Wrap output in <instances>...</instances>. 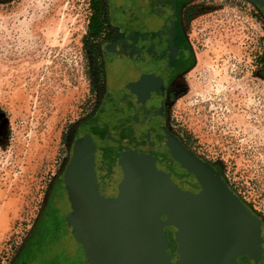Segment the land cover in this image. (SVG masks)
Segmentation results:
<instances>
[{
	"label": "rangeland",
	"instance_id": "1",
	"mask_svg": "<svg viewBox=\"0 0 264 264\" xmlns=\"http://www.w3.org/2000/svg\"><path fill=\"white\" fill-rule=\"evenodd\" d=\"M90 1L0 0V264L13 263L46 217V232L23 264H88L94 245L117 239L107 222L104 229L94 222L88 250L69 218L73 193L55 188L93 140L83 123L96 121L104 104L107 58L104 39L89 37ZM255 4L205 0L192 7L196 64L173 84L167 120L264 219V26ZM119 152H107L114 182L122 171L124 181L140 174L138 187L152 179L150 162L129 171L123 162L136 161L134 152Z\"/></svg>",
	"mask_w": 264,
	"mask_h": 264
},
{
	"label": "flooded vegetation",
	"instance_id": "2",
	"mask_svg": "<svg viewBox=\"0 0 264 264\" xmlns=\"http://www.w3.org/2000/svg\"><path fill=\"white\" fill-rule=\"evenodd\" d=\"M205 0H91V16L88 20L89 34L93 39L103 38L100 51L107 58L104 69L107 79L104 104L98 110L95 120L83 123L85 132L93 135L97 152L94 151L95 184L97 195L92 196L94 184L81 175L84 183L76 176L71 183L77 193H89L82 200L84 207L73 209L92 210L101 219L123 213V206L117 213L111 210L109 198H125L124 179L113 181V173L108 169L110 149L132 151L137 164L151 163L155 182L165 173H170L174 183L184 191L201 193L206 183L215 178L227 183L216 166L208 164L197 152L192 151L179 134L174 135L167 120V104L173 98V84L182 74H187L196 64V55L189 38L188 24L192 7ZM256 12L264 26V0H254ZM191 9V10H190ZM260 75L264 78V48L260 56ZM186 90V89H183ZM112 122L114 125L111 126ZM82 125V126H83ZM83 128V130H84ZM94 149V150H95ZM119 152V156L120 153ZM106 154V155H105ZM118 156V158H119ZM119 166L118 159L114 164ZM113 167V166H112ZM122 170V169H121ZM139 175L130 182L135 187ZM244 205V210L233 217V223H224V231L217 242L240 247L231 254L238 264H264V219L247 202L244 196L227 183ZM69 191L67 181L57 180L55 188ZM215 197L220 192H210ZM76 203V201H72ZM81 203V202H77ZM208 203L227 205L225 199ZM74 211V212H75ZM246 211L260 219V224H250ZM110 212L109 215L104 214ZM104 215V216H103ZM105 217V218H104ZM116 218V217H115ZM165 234L152 243L139 241L135 237L106 240L102 245H91L96 251L88 264H157V256L164 253L169 261L177 263V253L185 235L183 223L171 207L164 216ZM91 220V218H88ZM97 221V220H96ZM99 223H103L99 221ZM40 225V224H39ZM231 226V228H230ZM118 233V232H116ZM31 234H29V237ZM260 240L261 251L256 255L247 250L255 240ZM90 250V249H89ZM256 252V251H255ZM92 258V257H91Z\"/></svg>",
	"mask_w": 264,
	"mask_h": 264
},
{
	"label": "water",
	"instance_id": "3",
	"mask_svg": "<svg viewBox=\"0 0 264 264\" xmlns=\"http://www.w3.org/2000/svg\"><path fill=\"white\" fill-rule=\"evenodd\" d=\"M95 148L94 141L91 142L90 140L84 144L77 166L72 170V175L66 178L67 183L70 185L68 189L73 193V195L70 194L72 201H76V203H73V207H77V210L86 205L82 200L84 199L85 202V198L89 196V193H77L71 183L74 176L84 183L85 181L81 175H85L94 184L91 188L92 196L97 195ZM134 157L136 156L134 155ZM123 163H125V166L129 165L125 167L129 171H133V167L136 170L137 167H140L137 161H130L129 157H126ZM134 175L137 176V174ZM134 175L132 174L133 177L130 176L134 178ZM151 176L153 177L150 181L139 187V183L135 187L129 186V183L134 180L130 181L131 177L124 181L125 184H129L125 186V193L129 196L123 199L109 198L110 203H112L111 206L119 202L123 206L124 212L119 213L117 216L109 215L110 212L105 213V216H112L111 220L105 217V219H101V215L90 209L87 211V213H90L89 215H85L86 213L81 210L72 212L69 215L70 221L78 230V239L84 242L87 249H91L92 241L88 238V234L93 232L91 228L95 225L94 222L101 229L106 227L99 221L107 222V225L110 226V228L107 226L110 234L113 231L116 238L126 239L127 236H130L149 243H152L154 239H161L165 234L166 220L164 216L168 208L171 207L175 210L176 216L185 228V235L176 255V264H238L233 258L231 250H239L240 247L217 242L220 234L224 231V223L226 221L229 224L233 223V217L239 214L240 210L245 212L244 205L233 195L227 183L215 178L212 182L204 185L201 193L194 194L190 191L181 190L171 179L170 173H165L153 183L150 182L156 178V175L152 172ZM210 192H220V194L214 197ZM222 199L227 200L229 203L221 206L208 203ZM116 211L114 213H117ZM246 213L248 222L258 227L261 222L260 219L250 211H246ZM88 218H91V220ZM79 235H81V238ZM259 241L257 239L252 242L251 245H248L247 250L256 255L260 254L261 244ZM88 257L93 259L94 254L89 253ZM156 262L157 264H175L169 261L164 253L157 256Z\"/></svg>",
	"mask_w": 264,
	"mask_h": 264
},
{
	"label": "trees",
	"instance_id": "4",
	"mask_svg": "<svg viewBox=\"0 0 264 264\" xmlns=\"http://www.w3.org/2000/svg\"><path fill=\"white\" fill-rule=\"evenodd\" d=\"M92 38V35L90 34V36ZM49 215V214H48ZM47 215V216H48ZM48 221H47V217L41 219L40 225L37 228V230H35L31 236L29 238H27V240H25V242L23 243V245H21L19 251H18V255L16 257V259L13 261L12 264H23L21 261V257L26 254V252L29 249H33L35 250V246L38 245V243L41 241L42 236H44L46 229H47V225H48ZM44 240V239H43Z\"/></svg>",
	"mask_w": 264,
	"mask_h": 264
}]
</instances>
